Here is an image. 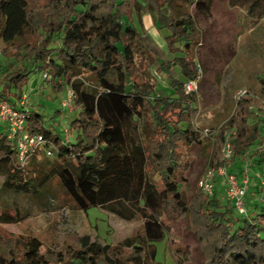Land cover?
Segmentation results:
<instances>
[{
  "label": "trees",
  "instance_id": "trees-1",
  "mask_svg": "<svg viewBox=\"0 0 264 264\" xmlns=\"http://www.w3.org/2000/svg\"><path fill=\"white\" fill-rule=\"evenodd\" d=\"M214 0H0V100L14 105L31 76L48 73L52 97L68 88L75 93L73 140L46 126L41 112L27 111L28 129L43 134L54 151L40 150L30 165L38 182L19 164L15 144L0 130L1 191L45 199L57 179L63 191L83 211L124 201L144 220L143 234L117 244L95 240L83 247L45 248L33 236L24 240L0 229V264H159L154 242L167 234L162 217L188 218L200 243L204 264H264V197L240 214L212 195L196 192L186 200L183 186L192 166L190 152L205 143L212 147L211 168L223 164L221 150L231 139V162L247 157L264 168V110L252 96L235 103L233 113L205 134L196 124V93L173 79V93H156L150 66L159 62L145 45L133 15L150 13L155 27L166 30L172 61L190 79V57L202 34L197 18L212 13ZM249 5L247 16L264 15V0H228ZM257 16V17H259ZM148 59V66L139 62ZM2 60L11 62L4 66ZM264 81V80H263ZM255 94L263 95L262 90ZM252 107V108H251ZM234 132V134H231ZM256 147V148H255ZM42 157V159H40ZM153 175L159 176L160 188ZM263 189V188H262ZM263 191V190H262ZM262 191H258L260 193ZM17 214L3 211L0 222L18 223Z\"/></svg>",
  "mask_w": 264,
  "mask_h": 264
},
{
  "label": "rangeland",
  "instance_id": "rangeland-1",
  "mask_svg": "<svg viewBox=\"0 0 264 264\" xmlns=\"http://www.w3.org/2000/svg\"><path fill=\"white\" fill-rule=\"evenodd\" d=\"M248 7V4L233 7L230 6L228 0H214L212 13L209 16L197 18L202 37L199 45L190 54L194 62L190 71L193 76L196 63H200L203 69V76L196 92L199 109L196 124L204 131L212 130L227 120L235 108L234 95L240 89L248 90L260 101L264 99V94L254 93L255 90L264 88V15L260 17L256 14L249 17L246 15ZM135 16L141 17L133 15L134 20ZM137 24L142 37L144 35L143 26ZM0 46L2 48L3 44ZM168 52L167 50V54L170 55ZM154 55L157 57L156 54ZM158 57L164 60L161 53ZM174 57L170 55L168 59L173 60ZM11 62L2 60L4 66ZM139 62L144 63V66L150 63L148 59L142 60L141 58ZM157 65L159 62L150 66L151 80L155 84L156 93L168 97L173 90L163 92L159 89ZM33 79L39 81L40 84L37 93L32 94L31 97L33 108L37 107V110L43 114L46 126L56 127L61 135H64V129L68 128L70 139L73 140L74 134L69 127V118L67 121H62L63 114L67 110H62L59 103L65 91L57 95L54 100L51 98L53 95L49 91L48 83L42 80L41 76L33 75L24 92H27L26 89L29 88ZM42 89L43 93H39ZM70 112H76L75 106L71 107ZM211 151V145L205 143L203 146L192 148L190 152L192 166L187 172V181L183 186L184 196L188 201L200 191L198 181L211 168L209 165ZM253 151L254 149L243 160L237 159L231 162L230 168L233 169L234 165H238L239 171L244 170L245 165L242 161L255 166ZM31 160L32 157L26 167L29 176L35 178L37 183L40 174L35 171V167L30 165ZM153 176L158 186L162 188L163 184L159 176ZM3 180L2 177V185ZM2 185L0 216L3 211H7L23 219L18 223L0 222V229L20 240L33 236L40 239L45 248L59 250L67 245L83 247L95 240L101 244H117L127 237L143 234V218L124 201H115L83 211L63 191L57 179L49 184V195L43 200L28 193L12 190L1 191ZM216 186L219 191L218 196L223 201L226 200L225 182L218 180ZM253 198H260L259 193L246 201L251 203ZM245 205L247 207L248 204L245 203ZM248 208L251 209L252 205H248ZM162 220L167 234L161 241L154 242L156 262L159 264H204L200 243L195 236L191 221L188 218L169 220L165 216Z\"/></svg>",
  "mask_w": 264,
  "mask_h": 264
},
{
  "label": "built area",
  "instance_id": "built-area-1",
  "mask_svg": "<svg viewBox=\"0 0 264 264\" xmlns=\"http://www.w3.org/2000/svg\"><path fill=\"white\" fill-rule=\"evenodd\" d=\"M1 54V46H0ZM203 76V69L200 63H196L195 72L192 78L184 83V92L187 95L196 93L199 88V81ZM41 79L48 81L50 79L48 73H43ZM248 96V90L240 89L234 95L235 102L241 98ZM75 93L72 89L68 88L65 95L59 101L62 110L70 111L74 106ZM261 108L264 110V99L261 100ZM31 97L29 92H23L17 104L14 105L8 100H0V122L4 125V132L7 138L12 141L17 150V159L19 164L25 166L29 159L38 151L42 150L48 157L54 156V151L46 146L48 141L43 134L33 132L28 129L27 111L31 109ZM252 108V107H251ZM210 130H205L208 134ZM231 134H234L232 132ZM64 137L69 140V130L64 129ZM223 164L216 168L208 169L199 179L198 188L206 195H212L215 192L216 183L218 180H223L226 184V201L234 205L235 209L240 214L248 212L245 205V197L247 188L251 185V178L245 176L241 180L238 175L231 170V160L233 158V149L230 138H226L222 148ZM250 164H245V168L249 169ZM259 181L264 192V168L259 174ZM2 185V177L0 176V189Z\"/></svg>",
  "mask_w": 264,
  "mask_h": 264
},
{
  "label": "crops",
  "instance_id": "crops-1",
  "mask_svg": "<svg viewBox=\"0 0 264 264\" xmlns=\"http://www.w3.org/2000/svg\"><path fill=\"white\" fill-rule=\"evenodd\" d=\"M213 5H214V3H213ZM136 19L138 20V22ZM136 19L134 20V17H133L131 19V23L136 28L138 25L137 23H139V25L141 27L143 26L144 35L142 36V39H143L145 45L151 51L153 49L152 52H154V54L157 55V58L159 60V65H157V69H158L157 74H158V78H159V82L157 84H158L159 89L162 90L163 92L171 91V89L173 90V88L171 87L173 79H177L181 82L188 80V78H186L183 75L180 66L177 64H174L172 66V69L169 72H167L163 68L159 69L160 63H163L164 61H166V62L172 61V60L168 59V57H170L171 54L170 55L167 54L168 48H167V44L165 41V38L168 35V32L164 29L159 30L158 28L155 27L153 17L150 13L145 12V14H143L140 18L136 17ZM160 53L163 55L164 60L159 59L158 54H160ZM39 88H40L39 81H37L36 79H33L29 84V88L26 90H27V92L30 93V97H32V94H36L37 91L39 90ZM41 92L43 93V89L39 91V93H41ZM51 98H53V97H51ZM53 99L56 100V98H53ZM40 103H41V101H40ZM32 109L37 110V107L33 108V104H32ZM37 111H39V110H37ZM73 116H75V112L67 111L66 113L63 114L62 121L63 120L67 121V118H69V121H71ZM0 130L4 131V125L1 122H0ZM58 130L59 129H57V131ZM242 162H243L242 164L245 165V162L244 161H242ZM231 170L238 175L240 180L242 178H244L245 176H249L251 178L252 184L247 188L246 198L251 199V197L256 196V193L258 191L263 190L262 186L260 184V181H259V174L262 172V168L258 169L255 166H250L249 169L245 168L244 170L239 171V166L234 165L233 169H231ZM216 188H217V186H216ZM263 193H264L263 191L259 193L260 198H255V199L253 198L252 203L262 202V197H263L262 195H264ZM224 194H226L225 191H224Z\"/></svg>",
  "mask_w": 264,
  "mask_h": 264
}]
</instances>
